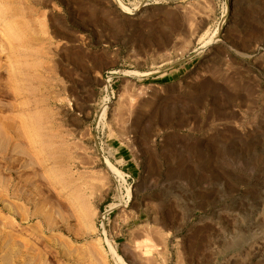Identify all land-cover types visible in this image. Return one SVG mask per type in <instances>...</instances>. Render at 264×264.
<instances>
[{
  "label": "rangeland",
  "instance_id": "1",
  "mask_svg": "<svg viewBox=\"0 0 264 264\" xmlns=\"http://www.w3.org/2000/svg\"><path fill=\"white\" fill-rule=\"evenodd\" d=\"M122 1L0 0V264H264V0Z\"/></svg>",
  "mask_w": 264,
  "mask_h": 264
},
{
  "label": "bare ground",
  "instance_id": "2",
  "mask_svg": "<svg viewBox=\"0 0 264 264\" xmlns=\"http://www.w3.org/2000/svg\"><path fill=\"white\" fill-rule=\"evenodd\" d=\"M118 2H119L120 7L122 8V11H124V12H126V13H131L132 9H131L130 7H128V6L124 3V1H122V0H118ZM124 73H125V72H124ZM108 165H109V167H110V169H111L112 171H114L116 174L122 176L120 170H118L117 168L113 167L112 164H110V163H108ZM121 205H123V204H118V205H115V206H116V208H118V207L121 206ZM112 252H113L114 255H117V254H116V251H115L113 248H112ZM118 259H119L120 261H124L123 258H122L121 256H118Z\"/></svg>",
  "mask_w": 264,
  "mask_h": 264
},
{
  "label": "crops",
  "instance_id": "3",
  "mask_svg": "<svg viewBox=\"0 0 264 264\" xmlns=\"http://www.w3.org/2000/svg\"><path fill=\"white\" fill-rule=\"evenodd\" d=\"M118 152L120 153V155H119V157H120L119 160L120 161H124V162L130 161V159H127V157L129 156V154L127 153V150L121 149ZM136 168H137V166L133 163V167L131 166V169L133 171H135Z\"/></svg>",
  "mask_w": 264,
  "mask_h": 264
}]
</instances>
